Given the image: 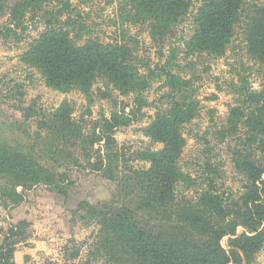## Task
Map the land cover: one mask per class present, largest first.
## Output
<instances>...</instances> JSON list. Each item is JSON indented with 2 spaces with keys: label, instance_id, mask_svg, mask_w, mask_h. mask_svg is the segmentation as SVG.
Segmentation results:
<instances>
[{
  "label": "trees",
  "instance_id": "1",
  "mask_svg": "<svg viewBox=\"0 0 264 264\" xmlns=\"http://www.w3.org/2000/svg\"><path fill=\"white\" fill-rule=\"evenodd\" d=\"M195 3V0L120 1L114 23L145 27L162 61L155 62L153 67L149 60L144 61L137 54L139 42L133 36L122 42L85 37L88 27L71 15L70 0H19L17 6L10 7L13 17L10 25H0L6 33L13 31V26L24 29L26 11L42 20L44 31L29 44L21 58L38 69L49 86L62 92L80 91L91 103L92 87L101 80L103 87L97 88V94L102 99L117 102L113 92L132 96L131 104L122 103L120 109H112L109 115L99 112L89 122L82 117L74 118L73 106L66 100L51 111L37 110L34 101L19 106L24 119L32 118L36 128L32 132L29 126L20 130L25 137L24 149L8 141L0 142V171L9 172L23 188L42 183L61 189L68 183L66 176L72 168H89L110 182L122 170L130 171V166H120L122 153L117 148L115 132L144 115L141 110L148 105L144 93L153 79L163 76L166 90L159 101L165 100L166 106H156L144 132L164 146L158 151L142 152V159L150 163L149 168L131 170L133 175H125L123 187L129 191L126 194L137 195V202L127 199L122 208L114 201L113 214L103 218L112 234L123 237L146 264H242L243 258L248 260L253 256L261 241L259 233L243 232L230 239V250L225 251L219 244L222 236L233 235L238 225L257 231L256 226L264 223V100L245 106L248 99L238 98L240 105L232 107L226 118L227 126H238L235 117L248 110V119L240 121L243 126H253L246 124L247 120L251 122V115L257 119V126H262L254 129L256 133L252 136L253 139L259 136L255 145L261 153L259 158H235L236 168L247 176L243 190L220 191L215 177L209 176L208 171L213 168L206 160L201 183L207 187L199 189L193 197H177L175 193L177 184L191 180L178 165L184 144L180 127L191 121L196 109L188 94L194 74H181L185 67L195 65L187 57L203 53L213 57L222 55L235 33H240L246 52L264 63V1ZM7 7L6 0H0V18L6 14ZM188 18L190 34L183 43L187 56L181 64L176 59V46L169 48L168 55L163 50L168 36ZM140 67L144 68L142 72ZM21 86L14 84L9 90L19 104L24 96ZM5 194L16 197L15 201L22 197L12 187ZM9 231V236L0 243V264H15L14 248L8 240L17 232L13 227Z\"/></svg>",
  "mask_w": 264,
  "mask_h": 264
},
{
  "label": "rangeland",
  "instance_id": "2",
  "mask_svg": "<svg viewBox=\"0 0 264 264\" xmlns=\"http://www.w3.org/2000/svg\"><path fill=\"white\" fill-rule=\"evenodd\" d=\"M120 1L70 0L73 7L71 15L87 25L89 32L85 37L97 38L101 42H122L128 40V36H133L139 42L137 54L144 61L149 60L152 67L155 62H162L158 47L151 41L143 25L114 23ZM6 2L7 11L0 18V25H10L13 18L10 7L17 6L19 0ZM195 2L199 4V0ZM29 13L26 11L23 17L24 29L14 27L13 23V31L9 33L0 28V142L8 141L24 149L25 137L23 139L20 130L29 126L32 132L36 126L32 118L24 119L19 106H28L33 101L37 110L46 111H51L62 101H69L73 106V117H82L87 122L97 118L99 112L109 115L112 109H120L122 103H132L131 95L123 96L118 92L112 93L117 100L115 103L102 99L97 94V88L103 87L101 80L92 87L91 103L80 91L62 92L49 86L40 71L21 58L29 44L45 29L42 20ZM190 20L188 18L174 30V34L168 36L163 50L164 55H168L169 48L176 46V59L181 64H184L187 56L183 43L190 34ZM187 59H191L195 65L185 67L181 74H194L193 86L188 94L190 100L195 102L196 109L191 121L180 127L184 144L178 165L191 180L177 184L175 193L177 197H193L199 189L207 187L206 183H201V175L206 173L203 166L206 160L213 168L208 171L209 176L215 177L220 191L238 193L243 190L247 176L236 168L235 158H259L261 153L255 148L259 136L257 139L252 136L256 133L254 129L262 126H257V119L253 115L251 122L246 121V124L253 126H243L240 121L248 119V110H242L235 117V120H239L238 126H227L226 118L232 107L240 105L238 98L248 99L245 106L249 102L264 100V63L246 52L240 33H235L222 55L193 54ZM140 68L142 72L144 68ZM162 78L161 75L153 79L151 87L144 93L148 101V105L141 110L144 115L129 125L118 127L115 132L117 148L122 153L120 166H130V171L122 170L115 181L110 182L101 173L89 168H72L66 176L68 183L61 189L42 183L23 188L17 185L19 180L11 177L9 172L0 171V243L5 241L10 234L9 229L13 227L17 234L9 237L8 241L14 248L12 259L15 264H146L123 237L112 234L103 223V218L113 214L114 201H118L122 208H125L127 199L137 202V195L126 194L129 191L123 187L126 185L125 175H131V170L149 168L150 163L142 159V152L158 151L164 146L144 132L155 115L156 106H166L165 100L159 101L166 90ZM14 84L22 85L20 90L24 96L20 104L9 91ZM16 120L18 122L12 124ZM57 172H61V169ZM11 187L21 194V199L15 201L16 197L13 199L5 194L10 192ZM128 207L133 209L135 205ZM256 228L257 231H252L238 225L233 235L222 236L219 244L228 251L231 249V238L243 232L259 233V247L251 258H243L242 264H264V223Z\"/></svg>",
  "mask_w": 264,
  "mask_h": 264
}]
</instances>
